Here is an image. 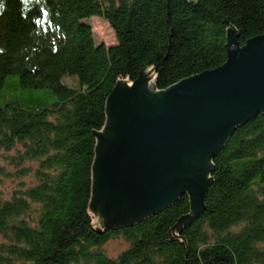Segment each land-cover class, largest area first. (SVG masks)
Segmentation results:
<instances>
[{
	"label": "trees",
	"instance_id": "trees-1",
	"mask_svg": "<svg viewBox=\"0 0 264 264\" xmlns=\"http://www.w3.org/2000/svg\"><path fill=\"white\" fill-rule=\"evenodd\" d=\"M94 16L116 44H95L84 22ZM229 29L240 45L263 34L264 0H0V88L16 77V88L53 96L0 102L1 172L18 183L0 198V264H264V113L211 156L188 221L187 193L127 225H98L90 209L96 135L117 82L150 72L161 92L219 67ZM78 71V89L62 83ZM156 96L145 91L148 104ZM116 238L129 246L109 258L102 245Z\"/></svg>",
	"mask_w": 264,
	"mask_h": 264
},
{
	"label": "water",
	"instance_id": "water-1",
	"mask_svg": "<svg viewBox=\"0 0 264 264\" xmlns=\"http://www.w3.org/2000/svg\"><path fill=\"white\" fill-rule=\"evenodd\" d=\"M226 51L221 66L161 92L147 74L117 82L92 168L90 209L105 215L104 226L133 223L185 193L191 213L180 221L199 212L211 156L237 126L264 113V33L240 45L229 29ZM146 90L157 95L154 104Z\"/></svg>",
	"mask_w": 264,
	"mask_h": 264
},
{
	"label": "rangeland",
	"instance_id": "rangeland-1",
	"mask_svg": "<svg viewBox=\"0 0 264 264\" xmlns=\"http://www.w3.org/2000/svg\"><path fill=\"white\" fill-rule=\"evenodd\" d=\"M84 22L87 23L93 33V39L96 45L98 44H105L106 46H111L116 44V37L115 33L109 24L100 17H90L84 19ZM148 72L147 74H149ZM80 75L82 72H73L70 74L65 75L62 78V83L72 88L78 89L80 86ZM16 84V77H10L7 79L6 86L0 88V102L2 101H9V102H37L39 100L46 99L50 102L53 99V96L48 95L47 91L44 90H30V89H20L15 87ZM130 85L131 83H127ZM6 156L5 153L0 151V198L6 199L9 198L12 190L15 187V183L12 179H5L2 176L1 169H9L6 166L4 157ZM28 181V178H25ZM18 185V183H16ZM92 211V210H91ZM95 211V212H94ZM91 213L95 217L96 223L102 226L104 225L103 221H105V215L101 216V211L94 209ZM98 217V218H97ZM102 229V228H101ZM129 243L124 240L123 238H116V239H109L102 245V249L105 251L106 255L109 258H116L121 252H123Z\"/></svg>",
	"mask_w": 264,
	"mask_h": 264
}]
</instances>
